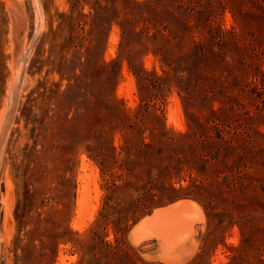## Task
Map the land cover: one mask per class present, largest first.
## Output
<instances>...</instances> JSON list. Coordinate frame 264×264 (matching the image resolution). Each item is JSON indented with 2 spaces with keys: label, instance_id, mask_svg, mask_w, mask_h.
Segmentation results:
<instances>
[{
  "label": "rangeland",
  "instance_id": "374dc122",
  "mask_svg": "<svg viewBox=\"0 0 264 264\" xmlns=\"http://www.w3.org/2000/svg\"><path fill=\"white\" fill-rule=\"evenodd\" d=\"M38 5L0 0V114L32 48L0 155V264H264V0ZM179 199L204 220L164 261L130 231Z\"/></svg>",
  "mask_w": 264,
  "mask_h": 264
},
{
  "label": "bare ground",
  "instance_id": "6f19581e",
  "mask_svg": "<svg viewBox=\"0 0 264 264\" xmlns=\"http://www.w3.org/2000/svg\"><path fill=\"white\" fill-rule=\"evenodd\" d=\"M39 1L40 0H35L37 6H39ZM10 6L12 16L15 18L14 21L16 23L20 22L22 13L19 7L15 3H11ZM38 9H40V6ZM20 50H18L19 55L16 52L18 58L16 57L14 74L10 82L11 97L14 87L21 75L23 58L29 48ZM22 84L21 82V85ZM10 102L11 98L0 114V136L7 130V128L5 130V122L7 121V112L9 111ZM3 145L4 142L0 145V155L4 148ZM203 220L204 214L197 202L191 199H179L167 206L159 207L155 209L152 214L141 218L131 229L130 236L134 244H139L153 238L162 240L165 244V253L162 256L164 261L177 262L180 261L183 256V254L177 253L178 248L185 246L193 240L196 229L195 224L201 221L203 222Z\"/></svg>",
  "mask_w": 264,
  "mask_h": 264
},
{
  "label": "water",
  "instance_id": "95a60500",
  "mask_svg": "<svg viewBox=\"0 0 264 264\" xmlns=\"http://www.w3.org/2000/svg\"><path fill=\"white\" fill-rule=\"evenodd\" d=\"M31 51H32V48H29V50L25 54V57L23 58V65H22L21 75H20V78H19V80L17 81V83H16V85L14 87V90H13V93H12V97H11V102H10V105H9V111L7 112L8 113L7 114V121L5 122V130L7 128V130H6L7 132L5 131L0 136V143L1 144L7 139V134L9 133V130L11 128V124H12V121H13V118H14V113H15L16 105H17V101H18V96H19V93H20V91L22 89L21 82H22V79H23V73H24V70H25V65H26V62L28 60V57H29ZM0 161H1V157H0Z\"/></svg>",
  "mask_w": 264,
  "mask_h": 264
},
{
  "label": "trees",
  "instance_id": "16d2710c",
  "mask_svg": "<svg viewBox=\"0 0 264 264\" xmlns=\"http://www.w3.org/2000/svg\"><path fill=\"white\" fill-rule=\"evenodd\" d=\"M180 8V10H182V7H179ZM186 29V28H185Z\"/></svg>",
  "mask_w": 264,
  "mask_h": 264
}]
</instances>
